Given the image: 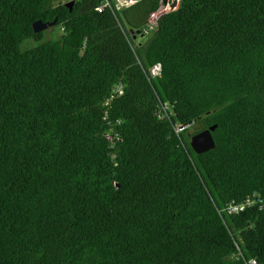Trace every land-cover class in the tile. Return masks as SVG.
Listing matches in <instances>:
<instances>
[{"label":"trees","instance_id":"obj_1","mask_svg":"<svg viewBox=\"0 0 264 264\" xmlns=\"http://www.w3.org/2000/svg\"><path fill=\"white\" fill-rule=\"evenodd\" d=\"M69 1L0 0V264H264V0Z\"/></svg>","mask_w":264,"mask_h":264},{"label":"built area","instance_id":"obj_2","mask_svg":"<svg viewBox=\"0 0 264 264\" xmlns=\"http://www.w3.org/2000/svg\"><path fill=\"white\" fill-rule=\"evenodd\" d=\"M113 1L115 2V6H126V5L133 3L135 0H113ZM172 1H175L176 3L173 9L177 8L179 0H158V6L152 9L145 18L144 30H143L144 33H148L149 31H152L157 28L158 20L160 19V17L164 15L165 13L171 11L169 4ZM107 6L109 7L111 6V0H102L101 3L95 7V10L101 11L103 8ZM159 72H160L159 63H155L148 70V74L151 77L158 75ZM120 94H122V91H121V87L119 86L111 92L109 98L104 101V105L107 106L109 102L112 100V98H114L115 95H120ZM167 112H168V106L166 104H162L158 111L159 118L165 117L167 115ZM184 129H185V126H180V125L174 126V132L176 134L181 133ZM114 136L117 137V134H114ZM105 137L107 140H111V138L108 135H105ZM256 198H257V195L253 194L252 197L246 198L245 201L240 204L235 205V204L230 203L226 206L224 211L227 212L228 214H236V213L242 212L244 211L245 208L250 207L251 205L255 204L257 202ZM258 202L260 203L261 201H258ZM246 264H256V262L254 259H250L246 262Z\"/></svg>","mask_w":264,"mask_h":264},{"label":"water","instance_id":"obj_3","mask_svg":"<svg viewBox=\"0 0 264 264\" xmlns=\"http://www.w3.org/2000/svg\"><path fill=\"white\" fill-rule=\"evenodd\" d=\"M72 4H73V1L71 0L68 3H65V6L71 9ZM175 4H176L175 1H172L169 4L171 11L174 10L173 8L175 7ZM53 24H54V20L49 21V22L35 20L32 23V27H33V31L37 33L39 31H42L44 29L51 27ZM136 33H138V31H136ZM215 128H216V125L210 126L207 129H203L190 137L189 144L195 154L200 155L202 153H205L209 150L214 149L215 144H214V140L212 138L211 133L215 130ZM263 220H264V195H263Z\"/></svg>","mask_w":264,"mask_h":264},{"label":"rangeland","instance_id":"obj_4","mask_svg":"<svg viewBox=\"0 0 264 264\" xmlns=\"http://www.w3.org/2000/svg\"><path fill=\"white\" fill-rule=\"evenodd\" d=\"M46 30H47V31H46V35L51 36V35H52V31H51L50 27L47 28ZM53 32L60 33V31H58L57 29H54ZM147 35H150V33L147 34ZM147 35H146V36H141V35L138 34V35L136 36V38L134 39V43H135L136 45H137V44H140V45H141V47H140V51H141V52L143 51L142 48L145 46L147 40H148L149 37H150V36H147ZM188 130H189L188 135H190L191 133H193V131L195 130V128H194V127H190V128H188Z\"/></svg>","mask_w":264,"mask_h":264}]
</instances>
